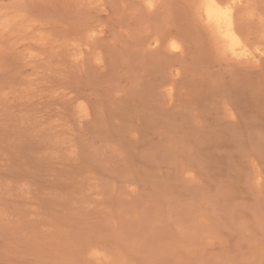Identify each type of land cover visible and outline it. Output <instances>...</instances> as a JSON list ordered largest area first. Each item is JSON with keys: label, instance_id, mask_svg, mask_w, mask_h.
Returning a JSON list of instances; mask_svg holds the SVG:
<instances>
[{"label": "bare ground", "instance_id": "1", "mask_svg": "<svg viewBox=\"0 0 264 264\" xmlns=\"http://www.w3.org/2000/svg\"><path fill=\"white\" fill-rule=\"evenodd\" d=\"M146 1L148 14L140 17L161 14L165 3ZM171 1L166 3L176 12L178 2L174 7ZM185 2L182 24L167 19L140 23L120 50L114 42L99 43L103 21L92 22L80 12L84 21L55 46L54 54L45 56L38 49L27 55L26 65L44 64L43 76L57 62L60 77L46 93L25 95L27 88L16 97L3 93L1 127L13 144H0V206L32 207L39 231L29 238L35 239L30 250L38 258L66 255L64 261L75 264H201V234L210 225L198 211L189 212L188 201L200 193L264 194V0ZM46 39L40 37L41 46L52 41ZM12 206L11 215L20 207ZM62 206L81 207L105 220L124 212L112 228L125 232L126 241L125 235L113 239L98 230V222L84 229L82 220L71 243L63 245ZM136 247L143 256L136 255Z\"/></svg>", "mask_w": 264, "mask_h": 264}, {"label": "rangeland", "instance_id": "2", "mask_svg": "<svg viewBox=\"0 0 264 264\" xmlns=\"http://www.w3.org/2000/svg\"><path fill=\"white\" fill-rule=\"evenodd\" d=\"M78 1L81 2L83 1V2L82 3L80 2L79 4ZM86 1L87 0H23V1L0 0V100L4 95L3 94L4 92L6 93L12 91L15 93V95L14 93L10 92L11 94H9V96L16 97L17 92H21L24 88H27L28 90L30 89L28 91L30 93L24 91L25 95L30 94L31 96L32 95L40 96L46 93L47 91L46 88H49L51 85L55 83L54 82V80H56L55 76L60 77V73L58 74V72L55 70L56 67L54 68V66H57L58 64H56L57 62L51 63L53 67L52 72H48L46 73L45 76H43L42 66L44 64L42 65L38 64L37 66V64L30 63L29 65H26L27 64L26 60H30L27 55L31 54L32 51L34 54H37L38 49H39V53H43V54L46 53L45 56H48L49 53L54 54V51L57 50L55 46L60 45L68 36H71L72 32L74 31L73 29H75L76 26H78L80 23L84 21L82 20L83 17L81 18L82 15L85 18L87 17V19L89 18V16H91V18L89 19H91L92 22L97 23L99 21H103L102 23L105 24V27L103 24L99 28L101 34H99L98 42L101 43L103 46H108L116 43L117 45L116 49L120 50L121 47L125 44L126 37L132 31L137 32L138 28L141 25H142L141 27L146 26L145 24L154 25L155 22H157L158 24L162 20H166V19H167L166 21H168V24H170L169 23L170 20H171V24L172 23L182 24V22H184L185 19L184 15L187 14L188 6H189L188 0H187L188 3L187 5H185L186 4L185 0H175L174 3L172 2L173 1L172 0L171 4L173 3V6L175 7V5H177L176 2H178L179 9L181 10L180 12L178 6H176L175 7L176 12H174V10H172L173 9L172 5L170 6L167 5L166 0H159V2L161 3H158V0L157 1L153 0L154 2H156L155 5H157V3L158 4L165 3L167 6H165V4L163 6L162 4V6L159 7L158 11L160 10L163 11V14L162 11H160L161 14L158 13V15L160 16L156 14L155 17L154 15L150 17L148 16L149 19H147L145 17L144 18L140 17V16H144V14L145 16H147L146 14H148V10H147L148 4L146 0H124V1L121 0L122 2L120 4H118L120 2L118 0L115 1L109 0L111 1V3H109V1L106 0H100L102 1L100 3L99 0L98 3L97 0H91V1L88 0V2L91 3L89 6L86 4ZM103 2L104 4L102 5L101 3ZM116 2L119 6L116 5ZM83 3L85 4L83 5ZM168 3L170 4L169 1ZM85 5L88 8H85ZM144 5L146 6V8ZM82 6L84 9L82 8ZM78 7H80V9H78ZM85 9L86 12L88 9V13L86 14H84ZM144 10L145 11L147 10V12H145ZM80 12H82L81 16L78 15L81 14ZM177 12H179V14H177ZM189 12H191L190 8H189ZM175 13L176 16H178V19L176 18ZM87 14L89 15L87 16ZM79 18L81 19V22L78 21ZM138 19H140V21H142V19L145 20V23L144 21L140 22ZM174 20L176 21L174 22ZM152 21L154 22V24ZM164 23L166 22L164 21ZM9 24L10 25L13 24V25L10 26ZM9 28L11 29L16 28L17 29L16 33L14 29L13 31H11ZM41 36L47 37V39L44 41H47L50 36V39L52 41H50L49 39L50 42L48 43V46L44 47V45L42 46L40 45L41 41H39V39ZM180 38L181 37H178L177 41L180 44H182L181 43L182 40ZM51 44H53L52 45L53 47L51 46ZM27 48H30L31 50ZM15 50H17L18 53ZM54 61H57V58ZM17 68L18 69L20 68L23 73V74L21 73L22 75H20V78H19L20 69L19 71H17L18 70ZM14 69H16L17 75L14 73L15 72ZM38 71L40 72V76ZM48 75L51 76V78L47 79ZM52 77L54 79H52ZM46 81H48L47 84ZM4 122L5 121L1 119L0 130L2 132L0 131V144H11L12 142L8 141L3 134V130L1 126L4 124ZM262 169H264V166L262 167ZM146 190L148 192L147 186L144 185L141 190L142 191L141 193L144 194L143 197L147 196V192H145ZM203 196L204 195L200 193L193 199L194 201L193 200L188 201V204L190 202L191 205V207L188 206L189 212L191 209L192 211L190 213H193V211L196 212L198 211L199 213L198 212L197 213L201 214L204 217L203 220L207 222V225H210L206 227L204 229L205 232L203 231L201 234V235L204 234L202 239V244L205 246V250L203 251L202 260H201V262L203 261V263L201 264H264V194L260 198L257 197L248 198V197H239V196L217 197L214 195L207 196L206 194L204 197ZM12 205H14V209H15V205L17 207L20 206L18 208V211H16L15 209L16 214H18L19 212L18 215L13 214L14 209H11L12 210L11 213L13 215L10 214V207L13 208ZM22 205L14 203V204H9L7 207L3 206L4 209L6 210L9 209L8 213L10 214V216L8 215L7 219L6 217L3 218V216H6L7 211L1 209L2 206H0V209L2 210L0 212V242L1 243L3 242V244H0V264H45V263L75 264V262H72L71 260L64 261L66 255L64 257L63 255H61L63 260L57 257L56 260H58L59 262L57 261V263H53V261L56 262V260L43 259L40 257L38 258V254H37L38 252H33L30 250L32 246L30 243L31 242L34 243L35 239L34 238L29 239V238H32V236L35 233H38L39 228L36 227L35 221L37 218L31 211L32 207L29 205L27 206V204H25L23 209ZM62 207L60 208L61 213L59 212L58 215L60 216L61 229L63 230L61 232V236L63 237V238L61 237V242L63 245H65V242L68 243L67 241L71 243L70 241L72 239L69 238L72 235L74 237L77 226L79 225L81 226V224L83 225V222L81 223L82 220L85 222V225L83 226L84 229L85 227L88 228L91 224H92L91 227H93V224L94 226H96V223L98 222L96 226L98 230H102V231L104 230V233L109 234V236L110 234L111 236L113 235L114 236V237L112 236L113 239H115V237L125 235V239L123 237L121 238L126 241L127 236L125 232H123V234H119L118 231H115L112 228L115 225L114 220L117 217L119 218L120 214L122 215L124 212H121L120 214L117 213L116 214L117 216L114 218V220L113 219L105 220L102 218V216L99 215L96 216V213H94V215L93 213H91L90 215V213L87 212L89 214L88 216L86 211H83L81 207L78 208L77 210H74L72 209V207H68V206H64L63 208ZM20 210L22 211V213L20 212ZM92 218L95 222L90 221ZM99 218L101 219L99 220ZM87 219L91 223L88 222ZM19 221L22 224H20ZM99 223L100 225L102 223V226H99ZM84 229H81V231H84ZM76 231L79 232L80 230H76ZM122 231L120 232L122 233ZM124 231H126V228H124ZM66 237L68 239L64 240V238ZM191 240L192 238L190 239V241ZM191 243H193V240L191 241ZM136 248H137L136 255L140 257L143 256L144 254L141 251V249L139 247ZM72 250H74L73 247L69 249V251Z\"/></svg>", "mask_w": 264, "mask_h": 264}]
</instances>
